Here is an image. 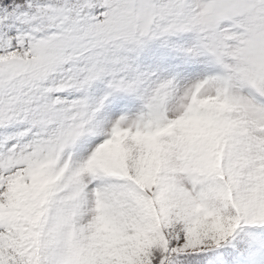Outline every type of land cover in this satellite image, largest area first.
<instances>
[{
  "label": "snow or ice",
  "instance_id": "1",
  "mask_svg": "<svg viewBox=\"0 0 264 264\" xmlns=\"http://www.w3.org/2000/svg\"><path fill=\"white\" fill-rule=\"evenodd\" d=\"M0 264H264V0H0Z\"/></svg>",
  "mask_w": 264,
  "mask_h": 264
}]
</instances>
